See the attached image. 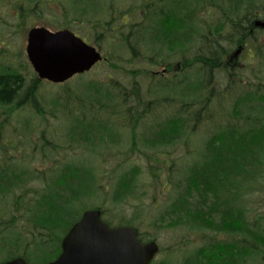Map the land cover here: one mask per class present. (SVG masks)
Masks as SVG:
<instances>
[{
	"label": "trees",
	"instance_id": "1",
	"mask_svg": "<svg viewBox=\"0 0 264 264\" xmlns=\"http://www.w3.org/2000/svg\"><path fill=\"white\" fill-rule=\"evenodd\" d=\"M138 1L142 18L129 23V13L137 12ZM126 2L132 7L122 8ZM250 2L253 0H72L79 15L101 10L109 17L88 22L93 31L92 42L106 52L105 64L110 68L118 66L106 51L108 37L132 56L129 61L146 57L147 52L149 61L156 65L161 62L167 73L149 75L140 69L127 70L143 74L144 79L149 75L147 87L144 79L134 78L124 85L81 75L76 83L62 84L63 91L46 109L41 97L44 82L29 72L25 63L18 67L0 65L3 159L9 158L10 147L19 150V146L24 148L22 144L32 140L18 134L23 139L16 141L8 135L12 119L21 118L19 115L26 108L34 111L41 122L48 117L69 121L78 147L93 144L95 138L103 141L106 136L115 137L118 126L130 130L135 150L138 128L146 127L143 144L162 153L161 149L166 150V146L174 145L185 135L191 137L196 130L209 127L199 159L182 170L178 184H174L175 166L165 170L161 160L149 157L156 161L148 167L150 183L162 192H174L166 203L167 209L156 220L161 224L155 222L156 226L181 225L208 230L216 237L226 235L225 241L207 239L182 264H241L245 257L262 252L264 224L251 223L243 199L258 190L260 178L264 179V84H244L233 99L231 113H227L224 104L241 85V80H234L236 73L232 71L228 76L224 65L229 44L226 24L237 28L244 22L248 24L247 17L253 12L248 7ZM211 8L224 17L214 25L201 17ZM261 52L264 58V45ZM177 56L181 60L179 70L172 61ZM172 68L175 71L168 74ZM39 139V150L50 158L45 150L58 145L44 133ZM50 160L51 165L37 170L11 162L0 164V254H8L7 259L21 255L30 264H46L59 254L61 239L81 216L78 208L84 200L99 195L103 202L96 206L105 216L110 209L122 208L129 198L135 197L137 179L142 175L139 166L126 169L121 162L108 191L102 178L76 159ZM36 181L39 183L34 187L32 182ZM133 219L120 217L118 223L135 225ZM261 219L264 221V217ZM105 220L113 224L114 218Z\"/></svg>",
	"mask_w": 264,
	"mask_h": 264
},
{
	"label": "rangeland",
	"instance_id": "2",
	"mask_svg": "<svg viewBox=\"0 0 264 264\" xmlns=\"http://www.w3.org/2000/svg\"><path fill=\"white\" fill-rule=\"evenodd\" d=\"M129 2H126L122 8L128 9L132 7L129 6ZM72 4H74L72 0H0V65L4 64L18 67L21 63H25L28 67V71H32L31 73L34 74V70L27 56L26 46L28 32L32 27L36 26H44L53 31L69 28L91 43L93 40V31H91L89 27L90 24L88 20H106L109 17L103 14L101 10H98L96 13L92 11L84 15H79ZM137 6L138 9L136 13H129V23L132 21L136 22L142 18V11L140 8L141 1L137 2ZM248 7L250 8L249 4ZM201 17L203 21H209L210 24H216L224 19L223 15H220L214 8L207 10L205 14H201ZM107 43L108 48H106V51L109 55H112L113 63L116 64L118 68L112 69L109 65L101 62L93 69L83 74L86 75L83 78L93 79L103 83L118 81L124 85H129L134 78L142 80L144 76L143 74H139V72L128 73L127 70L140 69L149 72V75H151L152 72H160L166 68L161 62L157 65L152 64L147 57V52H145L146 57L138 56L131 62L129 59L132 56L127 53L126 50H121L114 38L108 37ZM102 52L106 55L105 51ZM150 55L151 54H148V56ZM246 58L247 56L244 55V59L241 61L243 66L236 71L234 76V80H241V85L238 86L239 89L234 90L236 93L233 97L224 103L227 113H231L233 99L237 93H241L244 89V84L248 81H252L254 84L255 76H257V80H255L258 83V78H260L261 84H264V60L262 68L260 67L258 72L255 70L256 62H254V59L247 58V61ZM178 59L179 56L172 59L173 67L176 66L177 70L180 69L177 65L181 62V60L178 61ZM258 64L257 59V65ZM174 71L175 69L172 68L168 74H172ZM149 75L144 79L145 87L150 83ZM77 80L76 78L72 81L76 83ZM227 82L228 79L226 84ZM153 90H151V92ZM62 91L63 88L61 85L44 82L41 86V97L45 102L44 106L46 109L52 106L54 98ZM213 107L218 109L219 105L213 104ZM19 116L21 118L12 119L11 124L8 126V135H11L16 141L23 139L22 137L19 138L18 134L27 135L32 140H28L26 145L22 144L24 148L19 146V150L10 147L7 152L9 158L6 160L3 159L4 152L0 149V164L3 162H11L16 164L17 167L28 165L26 169L30 170L34 168L37 170L51 165L50 158L53 157L60 160L76 159L79 164L88 166L93 173L101 177V183L108 191L113 184L111 179L116 176L119 171L117 167L119 163H125L124 168L126 169L134 166H139L141 168L142 175L137 179L138 182L134 193L135 197L129 198L128 203L122 208H115L114 211L110 209L105 217L109 219L114 218L113 225H117L120 217H134L135 219H133V222L139 227L142 238L146 241L150 239L157 240L161 248V253L156 258L157 262L163 261L168 264H182L185 258L189 256V253L205 245L207 239L216 238L222 241L227 239L225 234H220L219 237H216L212 232L204 229L192 230L188 226L181 225L157 227L155 223L157 222V224H159L160 221L156 220L167 209L166 203L168 199L174 195V192L170 190L162 192L160 187L159 189L157 187L155 188V186L150 183L148 167L150 163H156V161L150 160L149 157L155 156L158 160H161L160 162L164 163L165 170L171 166H175L174 170L176 172H174L173 177L174 184L176 185L178 184L182 170L199 159V153L202 150L203 142L210 132L209 127L196 130L191 137L185 135L182 140L176 142L174 145L166 146V150L161 149L163 150L162 153H158L156 149L148 148L147 145L143 144L142 134L145 129H147L146 127L138 128L135 150L132 149L133 141L131 140L130 130L121 127L118 128V126L115 127V137L110 138L106 136L103 141L95 138L93 144H88L85 147H78L71 136V123H69V121L67 122L66 119L48 117L41 122L37 114L29 110V108H26ZM89 121L93 120L89 119ZM191 124L193 125L194 123L191 122ZM109 126L111 127L113 124H109ZM43 133L58 145L56 149H54L55 145H51L45 150L50 158L44 157V153L39 150L42 145V141L39 138H41ZM70 145H72L73 148L70 149ZM93 149L95 151H92ZM144 150L147 151L145 154H143ZM158 163L159 161L157 164ZM38 183L37 181L32 182V185L37 187ZM258 187V190L244 197L243 203H246L251 223L259 221L264 224V221L261 219L264 217V179L261 181L260 178ZM102 200L103 199L99 195L87 198L83 201L82 205L79 206L78 211L83 212L87 208L96 207L98 202H103ZM106 205H108L109 208L112 207L110 202ZM236 237V239H238V236ZM261 249L262 252L245 257L241 264H264V245H262ZM7 256L8 254L1 253L0 262L6 259Z\"/></svg>",
	"mask_w": 264,
	"mask_h": 264
},
{
	"label": "water",
	"instance_id": "3",
	"mask_svg": "<svg viewBox=\"0 0 264 264\" xmlns=\"http://www.w3.org/2000/svg\"><path fill=\"white\" fill-rule=\"evenodd\" d=\"M264 26V22L261 23ZM27 54L39 79L63 83L89 71L103 59L95 46L69 29L52 31L44 26L28 33ZM99 209L84 211L61 242V253L47 264H150L157 252L155 241L142 243L131 226H110ZM1 264H28L16 257Z\"/></svg>",
	"mask_w": 264,
	"mask_h": 264
},
{
	"label": "flooded vegetation",
	"instance_id": "4",
	"mask_svg": "<svg viewBox=\"0 0 264 264\" xmlns=\"http://www.w3.org/2000/svg\"><path fill=\"white\" fill-rule=\"evenodd\" d=\"M249 6L253 9V12H250L247 17V21H249L248 24L244 22L241 27L238 28L235 25L226 24V34L228 37L226 40L229 44L226 49L228 53L225 55L224 65L228 67V76L234 69L237 70L242 68L243 65L241 61L244 59V55L247 56L248 59H255L256 71H258L262 65L261 45L264 44V27L258 25V21L264 20V0H253V2L249 3ZM231 37L234 38L231 39ZM238 50H241V52H238ZM258 80L260 86V78H258Z\"/></svg>",
	"mask_w": 264,
	"mask_h": 264
}]
</instances>
